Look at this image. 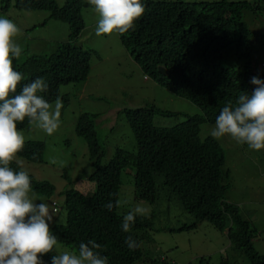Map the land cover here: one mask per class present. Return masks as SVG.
<instances>
[{"label": "trees", "instance_id": "trees-1", "mask_svg": "<svg viewBox=\"0 0 264 264\" xmlns=\"http://www.w3.org/2000/svg\"><path fill=\"white\" fill-rule=\"evenodd\" d=\"M6 2L2 1L0 18L17 22L10 10L12 6ZM142 2L146 14L135 22L133 29L120 34L122 44L144 75L160 87L177 95H183L190 87L188 98L200 113L184 114L185 118L179 117L177 123L162 126L154 123V119L166 114L171 117V114L156 108L138 110V120L145 119L146 126L145 135L137 147L146 153L135 155L131 148L128 152L119 149L107 166L101 168L93 164L94 172L80 173L74 182L70 181L62 189L30 175L39 196L51 198L58 195L67 207L65 216L64 212H54L51 224L59 251H78L81 242L94 239L102 245L100 252L108 257L109 264H171L167 255L163 261L166 251L159 246L156 234L153 239L151 232L161 229L174 235L178 231L196 230L199 222H207L225 235L231 244L232 254L221 259L219 264H264V254L255 246V239L262 234L257 219L264 217L261 211L264 200L244 206L228 201L232 175L226 169V148L229 145L239 147L240 144L230 136L219 139L211 136L216 117L225 103L231 100L235 104L242 92L251 94L249 78L255 76L264 80V70L260 67L264 64V37L254 35L242 25L243 15L255 7L259 17L264 16V0ZM34 6L33 10L47 11L50 24L64 19L61 0L48 4L42 0ZM25 8L31 9L29 6ZM50 24L47 23L51 28ZM70 24L71 33L77 36L86 28L81 26L79 29L77 24ZM17 39L18 36L14 38L16 43ZM68 40L73 41L58 45L57 51L50 55H33L22 49L19 59L15 58L13 62L14 69L31 78L29 83L37 78L46 80L48 89L40 95L50 103L55 102L57 96L61 97L64 86L85 80L91 69L92 50L76 45L78 41L74 35ZM159 67H164L168 74L161 73ZM225 76L238 80L239 86L233 89L223 83ZM70 118L69 109H61L62 130L68 128L74 137L80 138L77 134L87 137V143L101 147L98 143L102 141L100 136H88L80 128L86 122H94L88 113L83 114L77 123ZM28 124L26 118L18 128ZM147 141L149 144L143 145ZM251 150L264 157V149ZM44 151V143L28 141L18 156L29 163H42ZM18 166L10 165L16 171L20 170ZM260 195L264 198V187L261 186ZM117 198L127 199L128 204L112 211L104 208L108 201L114 202ZM137 203L153 207L152 214L138 216L131 231L125 233L121 228L123 216ZM173 204L181 206L193 222H182L177 230L157 226L156 221L164 218L159 213L161 207L166 205L167 209ZM128 235L142 241V246L130 250L125 244ZM56 254L54 249L42 259L51 264V258ZM208 259L199 258L202 263Z\"/></svg>", "mask_w": 264, "mask_h": 264}, {"label": "clouds", "instance_id": "clouds-1", "mask_svg": "<svg viewBox=\"0 0 264 264\" xmlns=\"http://www.w3.org/2000/svg\"><path fill=\"white\" fill-rule=\"evenodd\" d=\"M17 1L18 4L11 5L10 10L23 7L28 13L43 12L33 10L35 7L34 3L42 0ZM45 1L47 4L53 2V0ZM142 1L144 0H61L64 19H60V21L54 20L50 24L47 22L49 15L47 11H44L46 12V18L43 22L46 25L47 23L50 24V29L53 28L58 31L69 29L68 35H59L58 33L54 37L59 40L58 45L73 41L68 39L70 35H74L78 41V43L74 41L76 45L92 50L90 52V57L92 58L91 69L85 76V80H87L92 71L93 60L100 58V56L92 47L93 41L90 40L87 45L79 41L83 32L79 33L78 36L71 33L70 23L77 24L79 29L81 26H86L87 28L83 9H91L97 15V21L99 20L96 29H94V34L98 38L97 41H100V35H111L114 32L118 33L121 39L120 34L129 32V30L134 28L135 22L143 15L145 16L146 9ZM241 1L244 2V0ZM27 6L31 7L32 12H30L31 9L25 8ZM256 9L255 7L253 11L245 13L242 20L243 24H241L247 27L254 35L264 37V16L259 17ZM148 23L150 24L149 20ZM21 33V29L12 19L0 18V264H46L42 257L52 253L54 249L58 254L52 256L51 264H109L108 257L100 252L102 245L94 239L88 240L87 243L81 242L78 251H59V242L57 236L51 230V224L54 220V212H61L63 207H67H65L58 195L51 198H45L40 193L41 197L38 195L33 188L31 176H34L38 181L43 180L34 173L25 170L21 163L23 158L18 156L23 151L25 143L28 141H39L33 138L25 140L23 131L30 132L35 125L48 135H52L61 128V109L66 107L69 109L70 107V105L64 104L67 99L65 95L62 96V89L60 91L61 97L57 96L55 102L50 103L40 95L48 89V84L44 78H37L29 83L31 78L28 75L26 76L22 71L14 69L13 62H15V58L18 60L22 53L21 46L14 41V38L19 37ZM87 38L90 39L89 37ZM58 45L56 46V51L59 48ZM260 67L264 70V64L260 65ZM145 77L149 78L148 76ZM248 80L251 82V94L242 92L236 99L235 104L231 100L225 103L216 117L215 127L211 131V136L216 139L230 136L240 144V148H250L259 151L264 149V80L255 76ZM223 83L231 85L233 89L239 86V81L231 76H225ZM253 85L256 87L253 88ZM189 92L190 87L185 90L183 95L172 93L176 97L193 103L188 98ZM108 106H111V103H108ZM147 108H156L164 113L171 114V117H167L166 114L165 117L164 115H158L154 119V123L156 122L162 126L167 125V121L173 119L177 123L180 117V113L163 110L156 105L123 108L121 110L114 109L103 114L101 111L88 112L94 122H86L80 128L86 131L88 136L96 134L101 137V134H103L106 139L101 138L102 141L98 142L101 147L98 148L94 143H87L85 140H88L87 137H81L76 133L86 146L89 166L86 173H89L90 170L94 172L93 164L101 168L107 166V163L113 159L114 154L119 149L128 152L130 146L134 148L133 153L135 155L141 152L146 153V150H141L137 147V144L140 145L141 139L145 135L146 126L145 119L138 120L137 111L146 110ZM83 114L86 113L80 112L74 118V122L77 123ZM116 115L123 121V125L121 131L114 135L113 130L119 129L121 125ZM26 118L29 124L19 129L18 124L24 123ZM99 132L101 133L99 134ZM39 142L45 144L44 141ZM152 142L150 141V143ZM114 144L116 145L114 146ZM148 144L149 141L143 145ZM101 149H104V151L98 154L97 151ZM232 154H239V152L234 151ZM17 157L22 160H18ZM12 163L18 164L20 170L16 171L10 167ZM132 169L135 171L134 168ZM126 174L127 171L123 176H126ZM63 176L66 178L67 174L64 172ZM31 191L35 193V196H29ZM37 200L39 202H36ZM122 204H128V200L119 198L114 202L110 200L104 205V208L112 211L114 208L119 209ZM152 209L153 207H145L137 203L123 216L122 231L129 233L132 225L136 222V218L138 216H150ZM178 217L184 219V216L179 211ZM151 235L154 239L155 232L152 231ZM142 243V241L138 242L132 235H128L125 238L126 246L133 251L141 247ZM167 258L171 264H178L169 259L168 256ZM165 259L166 254L163 257V261ZM201 263V260H199L196 264Z\"/></svg>", "mask_w": 264, "mask_h": 264}, {"label": "rangeland", "instance_id": "rangeland-1", "mask_svg": "<svg viewBox=\"0 0 264 264\" xmlns=\"http://www.w3.org/2000/svg\"><path fill=\"white\" fill-rule=\"evenodd\" d=\"M2 1L0 0V7ZM182 1L192 3L219 0ZM6 3L7 5H16L18 1L9 0ZM11 11L17 20L15 23L22 32L16 41L24 51L26 50L30 54L50 55L55 53L59 40L54 36L58 33L59 35L69 34V29L58 31L43 24L42 22L46 18L44 11L28 13L22 8ZM83 15L87 28L83 31L79 41L85 45L90 40L93 41L92 47L98 52L100 58L93 60L89 79L62 88V96L65 95L67 99L64 104L70 105V119L73 122L80 112L101 111L103 114L114 109L139 108L148 105H156L163 110L180 113L179 116L182 118H185L184 114L191 116L200 113V109L190 101L176 97L169 90L157 85L151 78L147 79L134 58L126 51L118 33L100 35V41H97L98 38L94 34V29L99 21H97V15L87 8L83 9ZM108 103H111V106H108ZM118 119L121 125L119 129L113 130L114 135H117L122 129L123 121L120 117ZM167 123V125H173L176 120H169ZM23 133L25 140L33 138L44 141L45 154L42 163L31 164L23 160L22 166L41 180L53 183L57 189H62L70 181L74 182L80 173L85 174L89 169L84 141L74 137L68 128L65 130L60 128L52 135H48L34 125L30 132L23 131ZM101 138L106 139L103 134H101ZM129 148L134 149L130 146ZM234 151H238L239 154H232ZM17 159L22 160L19 157ZM226 168L231 171L232 175V187L227 193L229 202L244 206L264 200L260 195V186L264 187L263 156L250 148L229 145L226 148ZM65 171L68 178L63 176ZM29 196H35V193L31 191ZM166 207L165 205L159 210L164 219L157 220V226L177 230L183 225L182 222L187 224L193 222L181 206L173 204L170 208L166 209ZM64 211L63 207L61 213ZM178 211L184 215L186 221L178 217ZM261 211L264 212V208ZM65 214L64 212L63 216ZM257 220L262 234L255 239V246L260 253L264 254V217ZM155 234L159 246L166 251L169 259L178 264H196L202 257L209 259L206 263L201 264H219L221 259L232 254L228 238L207 222H199L197 229L189 232L178 231L177 234L172 235L167 230L158 229Z\"/></svg>", "mask_w": 264, "mask_h": 264}, {"label": "water", "instance_id": "water-1", "mask_svg": "<svg viewBox=\"0 0 264 264\" xmlns=\"http://www.w3.org/2000/svg\"><path fill=\"white\" fill-rule=\"evenodd\" d=\"M159 70H160V72H162V73H164V74L167 73V71L165 70V68L160 67Z\"/></svg>", "mask_w": 264, "mask_h": 264}]
</instances>
